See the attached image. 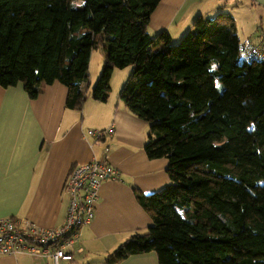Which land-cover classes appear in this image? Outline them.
I'll return each instance as SVG.
<instances>
[{"label": "trees", "instance_id": "16d2710c", "mask_svg": "<svg viewBox=\"0 0 264 264\" xmlns=\"http://www.w3.org/2000/svg\"><path fill=\"white\" fill-rule=\"evenodd\" d=\"M160 1L0 0V86L36 98L59 81L80 108L94 49L105 52L95 100L109 98L114 69L133 66L120 98L148 122L145 151L168 159L171 182L134 188L153 223L105 264L147 252L159 264H264V59L245 55L226 10L197 16L179 41L153 37Z\"/></svg>", "mask_w": 264, "mask_h": 264}, {"label": "crops", "instance_id": "0c3cea01", "mask_svg": "<svg viewBox=\"0 0 264 264\" xmlns=\"http://www.w3.org/2000/svg\"><path fill=\"white\" fill-rule=\"evenodd\" d=\"M244 8L249 16V10H254L249 23L252 33L257 31L252 39L262 44L264 24L257 28V15L264 18V0H161L152 13L149 32L157 37L167 31L175 41L197 16L226 10L235 17L240 37L238 17ZM162 45L159 41L154 48ZM94 52L88 96L80 108L67 106L68 88L59 81L44 84L36 98H30L22 83L0 86V219H29L45 228L57 227L67 215L68 198L63 189L75 165L107 159L120 172L119 179H109L100 186L95 218L82 227L77 243L84 252L61 264H105L107 256L134 232L145 231L153 223L136 199L134 188L149 194L171 182L168 159H151L145 151L148 122L132 114L120 98L131 66L124 71L114 69L109 98L95 100ZM101 56L96 75L103 67L105 53ZM95 129L112 132L96 143L89 134ZM0 264L54 263L50 258L22 254L0 255ZM117 264H159V259L156 252H147Z\"/></svg>", "mask_w": 264, "mask_h": 264}, {"label": "built area", "instance_id": "2783aa9c", "mask_svg": "<svg viewBox=\"0 0 264 264\" xmlns=\"http://www.w3.org/2000/svg\"><path fill=\"white\" fill-rule=\"evenodd\" d=\"M249 59H264V43L242 42ZM111 129L90 130L89 134L100 143ZM120 172L107 159H92L75 165L67 179L63 194L68 198V208L62 225L42 227L29 219L7 217L0 219V255L29 254L41 259H52L54 264L75 260L76 253L84 249L77 246L82 227L93 222L99 189L103 182L119 179Z\"/></svg>", "mask_w": 264, "mask_h": 264}, {"label": "rangeland", "instance_id": "374dc122", "mask_svg": "<svg viewBox=\"0 0 264 264\" xmlns=\"http://www.w3.org/2000/svg\"><path fill=\"white\" fill-rule=\"evenodd\" d=\"M225 8V7H224ZM244 11H245V8L244 9H242L240 12H239V20H240V23H239V29H240V39H241V41L242 42H245V41H249V42H254L255 43V41L252 39V38H255V36H254V34L256 33V31H257V29H256V31H255V33L253 32L252 33V26L250 27V25H252V23L250 22L249 23V20H252L253 19V15L255 14L254 13V10H249V13H251L250 14V16L249 15H247V14H245L244 13ZM218 13V12H217ZM217 13H215V14H212V15H207L206 17H209V18H213ZM197 18V17H196ZM257 19H258V27L257 28H259L260 26H262V24H264V18H261V15H257ZM194 20H195V18H194ZM194 20L192 21V23H191V25H190V27L187 29V31L188 30H190L191 28H192V25H193V22H194ZM246 25V26H245ZM244 26H245V30L243 29L244 28ZM186 31V32H187ZM185 34V33H184ZM183 36V35H182ZM181 36V37H182ZM181 37L180 38H178V39H176L174 42H176V41H179L180 39H181ZM101 53H105L104 52V49H102V48H99V49H95V52H94V59H93V64H92V73H93V75H94V82H93V84L95 85V83L97 82V80H98V77H99V75L101 74V72H102V69L100 70V72L98 73V75H96L97 74V72L99 71V68H100V65H101V61H102V56H101ZM105 57V56H104ZM126 69H128L127 67H125V68H122L121 69V71H124V70H126ZM131 69H132V71H133V66H131ZM131 71V72H132ZM131 74V73H130ZM130 76V75H129ZM129 76L127 77V79H126V81L128 80V78H129ZM91 80H92V78H91ZM125 81V82H126ZM122 82V81H121ZM125 84V83H124ZM113 86V85H112Z\"/></svg>", "mask_w": 264, "mask_h": 264}]
</instances>
